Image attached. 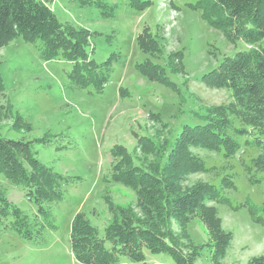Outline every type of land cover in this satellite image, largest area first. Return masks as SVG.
Wrapping results in <instances>:
<instances>
[{
	"label": "rangeland",
	"instance_id": "1",
	"mask_svg": "<svg viewBox=\"0 0 264 264\" xmlns=\"http://www.w3.org/2000/svg\"><path fill=\"white\" fill-rule=\"evenodd\" d=\"M46 1L60 21L88 32L91 58L99 63L111 53L116 57L103 90L94 92L71 82L67 75L71 62L42 59L39 40L25 42L18 36L0 49L6 97L23 118L20 129L13 130L8 120L0 125V132L9 138L35 140L32 150L39 161L57 173L79 178L63 183L62 198L47 204L56 227L45 229L41 242L20 237L9 227L11 218L6 219V225L0 226V264H81L69 243L73 215L83 211L103 236L110 220L102 196L105 189L120 205L136 199L131 188L103 181L114 162L110 149L121 146L124 153L136 157L148 144L150 150L165 154L184 124L201 121L194 112L205 113L207 106L229 99L227 90L211 87L202 74L223 57L248 48L241 40L227 42L219 29L207 25L193 8L194 0H153L141 11L131 8L127 0H102L114 5L112 14L106 15L81 0ZM144 27L158 38V54L139 51L136 37ZM174 51L180 52L183 67L171 73L168 57ZM147 59L163 68L173 82L140 74L136 64ZM45 134L50 137L41 142ZM191 151L203 158L207 170L190 174L185 184L206 180L219 187L224 175H230L234 183L223 190L229 205L216 204L222 227L233 234L223 263H243L264 254V227L249 213L250 207L264 201V171L247 170L255 149H240L229 158L223 150L191 147ZM252 177L260 180L252 183ZM0 190L23 214L31 217L36 211L25 190L1 175ZM188 232L197 244L208 240L198 218L190 221ZM104 244L110 246L108 241ZM144 253L146 264H175L167 253ZM198 262L212 264L206 245ZM121 264L131 263L123 259Z\"/></svg>",
	"mask_w": 264,
	"mask_h": 264
},
{
	"label": "trees",
	"instance_id": "2",
	"mask_svg": "<svg viewBox=\"0 0 264 264\" xmlns=\"http://www.w3.org/2000/svg\"><path fill=\"white\" fill-rule=\"evenodd\" d=\"M127 1L139 11L153 3ZM80 3L96 6L105 15L112 14L114 7L102 0ZM193 8L200 11L207 25L219 29L227 42L241 40L248 45L245 50L223 57L201 76L211 87L227 90L229 99L207 106L205 113L194 112L201 121L184 124L165 154L141 144L143 136L138 137L144 145L139 156L124 153L121 146L110 149L114 162L103 181L112 180L131 188L136 199L133 204L120 205L105 189L102 196L110 220L103 236L83 211L73 215L69 243L74 259L81 264H121L123 259L131 264H146L144 250L167 253L175 264H200L204 245L209 248L212 264H264V254L243 263L222 261L233 234L222 227L216 204L229 205L223 190L234 187L231 176H222L219 187L206 180L185 184L190 174L207 170L203 158L193 153L191 147L223 150L226 158L240 149L253 148L256 154L250 158L247 170L264 171V0H194ZM18 36L25 42L39 40L37 48L44 60L71 62L67 75L76 86L91 87L94 92L103 90L116 54L96 62L91 58L93 48L88 32L60 21L46 0H0V49ZM136 41L143 53L153 55L160 50L158 38L147 27L138 33ZM168 59L171 73L183 67L180 52L170 53ZM157 66L147 59L137 63L136 69L142 75L172 83L165 70ZM8 120L13 130L21 128L23 118L6 97L0 73V125ZM47 135L41 142L49 139ZM241 137L244 139L240 140ZM34 141L9 138L0 132V175L21 186L36 206L31 217L23 214L0 190V226L11 218L9 227L20 237L41 242L44 230L56 227L47 204L62 198L63 183L79 178L57 173L39 161L32 150ZM147 150L150 152L146 153ZM259 180L250 178L252 183ZM249 213L255 223L264 227V201L250 207ZM195 218L206 228L205 244L195 243L188 232V224ZM105 241L110 243L109 247Z\"/></svg>",
	"mask_w": 264,
	"mask_h": 264
}]
</instances>
